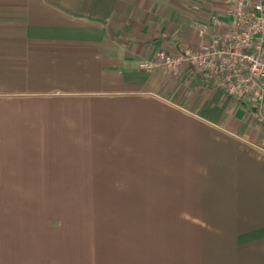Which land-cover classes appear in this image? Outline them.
I'll return each mask as SVG.
<instances>
[{
    "label": "crops",
    "instance_id": "obj_1",
    "mask_svg": "<svg viewBox=\"0 0 264 264\" xmlns=\"http://www.w3.org/2000/svg\"><path fill=\"white\" fill-rule=\"evenodd\" d=\"M222 6L0 0V264H264V109L141 67L209 39ZM46 148L100 151L102 184L169 191L47 209Z\"/></svg>",
    "mask_w": 264,
    "mask_h": 264
},
{
    "label": "built area",
    "instance_id": "obj_2",
    "mask_svg": "<svg viewBox=\"0 0 264 264\" xmlns=\"http://www.w3.org/2000/svg\"><path fill=\"white\" fill-rule=\"evenodd\" d=\"M215 30L197 46L171 43L141 63L172 74L195 70L230 97L264 109V0H222ZM207 33V27L202 34Z\"/></svg>",
    "mask_w": 264,
    "mask_h": 264
},
{
    "label": "rangeland",
    "instance_id": "obj_3",
    "mask_svg": "<svg viewBox=\"0 0 264 264\" xmlns=\"http://www.w3.org/2000/svg\"><path fill=\"white\" fill-rule=\"evenodd\" d=\"M94 149L100 150V148ZM91 150L92 148H46L45 182L47 184L44 187L47 209H62L70 216H77L81 215L79 209L89 208L91 204L101 208L102 201L85 200L95 194L100 196V193L105 192L169 191V186L166 184L153 183V181L165 182L164 177L151 179L149 176H143L141 184H102L101 152H94L95 157L92 158ZM85 181L94 183H74ZM99 217V214H95L98 221Z\"/></svg>",
    "mask_w": 264,
    "mask_h": 264
}]
</instances>
